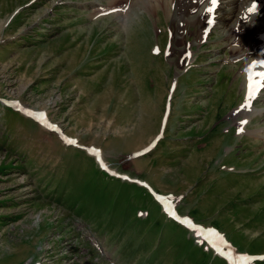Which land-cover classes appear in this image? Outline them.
Listing matches in <instances>:
<instances>
[{"label": "rangeland", "instance_id": "obj_1", "mask_svg": "<svg viewBox=\"0 0 264 264\" xmlns=\"http://www.w3.org/2000/svg\"><path fill=\"white\" fill-rule=\"evenodd\" d=\"M222 2L205 39L185 35L188 63L162 8L122 25L127 0H0V264H225L144 187L8 102L43 111L226 251L264 264V113L242 112L264 9L250 35L224 42L240 14L224 21ZM260 94L250 108L264 109Z\"/></svg>", "mask_w": 264, "mask_h": 264}, {"label": "bare ground", "instance_id": "obj_2", "mask_svg": "<svg viewBox=\"0 0 264 264\" xmlns=\"http://www.w3.org/2000/svg\"><path fill=\"white\" fill-rule=\"evenodd\" d=\"M116 1H120V0H113V3ZM128 1L130 2V4L126 7L123 17L121 16V18H118V16H116L120 24L122 25H124V23L126 24L127 21H129V19L132 17L130 16V14H135V16H137L138 13H152L154 15L158 8H162L165 17L168 19V23H170V29H169L170 37L173 36L170 45L173 46L174 48L173 52L177 50L178 53L180 54V58H182L183 61L185 62L188 61V63L190 59L186 60L182 55L184 50L183 48L188 43L186 42L187 39L185 35L187 34V32L188 35H192L195 38L194 43L200 42L202 39H205L208 36L209 28L210 30H212L216 27L217 24H221V21L216 16V13L217 11H219L221 8L224 7L222 2L223 0H216L217 1L216 4H212L211 0H155V2L154 0H127V2ZM224 2H225L224 3L225 6H227L226 10L223 12L222 15L225 17L223 19L224 21L229 20L232 17V14H234L236 11L240 14L238 20L236 19L237 25H233L226 33H224V37H225L224 42L225 40L228 41V39H230L232 40L231 43H233L236 42V40L242 35L244 36L250 35V30H251L250 28L252 23L257 19V17L259 18L260 16L259 14L258 16L256 12H259V10L264 9V0H246V2L245 1L242 2V0H227L226 2L224 0ZM111 3L112 2H110V4ZM253 3H255L256 6L255 11L250 13L248 9L252 7ZM170 7L172 8V11H170ZM209 9H211V11H209ZM205 11H206V17H204L203 15ZM260 13L263 14L264 11ZM205 22L206 24H204ZM191 27H194L193 31H190L189 28ZM173 30L175 32H173ZM181 30L183 31V34L179 35L178 32ZM248 45L251 46L253 52L255 51L258 61L251 62L247 71V82L249 83V85H252L253 90L251 92V95H249V86L247 85L248 91H246L247 95H245L246 99L244 100V103L247 102L246 106L248 107V109L245 108V110L242 112L250 113L261 117L263 116L264 109L262 110L259 108L260 110H258L256 108L252 109L250 107L253 102L259 101L256 98L261 96V94L255 95L257 89L259 87H262L261 88V92H262L264 87V76L258 75V73H261L262 71L264 72V64H262L264 60V24L262 25V28L259 30V32L256 33L253 38H251V41L249 42ZM235 51H236L235 53L238 54L237 50ZM183 54L184 56L186 55V53ZM237 54L232 56H237ZM183 61H180V63H182ZM249 74H253V76L250 77ZM242 106L246 107L245 105ZM24 113H30V112L24 111ZM249 118L247 117L246 120L248 121ZM39 120L41 122H44V119L39 118ZM254 135L256 136V134ZM62 140L65 141L64 138H62ZM98 162L103 168H106L104 166V163L102 162L101 155H98ZM263 169L264 167L261 170H257V171H262ZM111 173L115 174L114 172ZM148 189L150 190L149 186Z\"/></svg>", "mask_w": 264, "mask_h": 264}, {"label": "snow or ice", "instance_id": "obj_3", "mask_svg": "<svg viewBox=\"0 0 264 264\" xmlns=\"http://www.w3.org/2000/svg\"><path fill=\"white\" fill-rule=\"evenodd\" d=\"M211 3L212 4H215L216 3V0H211ZM255 3H253L252 7H250L248 9V11L251 13V12H254L255 11ZM209 11H211V9H209ZM259 76H264V73H258ZM253 88H252V85H249V95H251V92H252ZM242 123H245L242 121Z\"/></svg>", "mask_w": 264, "mask_h": 264}]
</instances>
